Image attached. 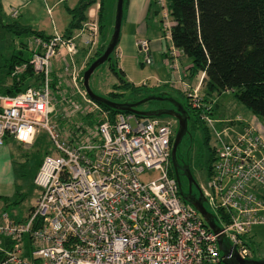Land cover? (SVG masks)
<instances>
[{
    "label": "built area",
    "instance_id": "built-area-1",
    "mask_svg": "<svg viewBox=\"0 0 264 264\" xmlns=\"http://www.w3.org/2000/svg\"><path fill=\"white\" fill-rule=\"evenodd\" d=\"M157 5L161 28L169 34L166 5L163 0ZM9 13L17 17L18 11ZM96 32L90 22L71 37H34L35 51L21 69L31 67L38 82L17 94L0 93V145L9 136L30 146L41 132L49 141L33 178L39 194L26 218L17 222L0 215V264H225L219 239L248 259L251 227L264 226V135L239 115L211 118L199 84L182 83L188 105L200 111L213 141L209 190L200 192L214 211L217 231L181 198L169 175L176 123L111 113L84 88L83 111L90 118L72 123L68 116L66 131L53 122L49 74L65 58L74 65L75 37L86 33L80 41L92 48ZM135 46L139 61L150 64L149 40L139 38ZM176 51L171 44L165 58L175 70ZM239 123L241 129L234 130ZM150 169L157 176L141 178Z\"/></svg>",
    "mask_w": 264,
    "mask_h": 264
},
{
    "label": "trees",
    "instance_id": "trees-1",
    "mask_svg": "<svg viewBox=\"0 0 264 264\" xmlns=\"http://www.w3.org/2000/svg\"><path fill=\"white\" fill-rule=\"evenodd\" d=\"M163 1L170 18L173 20L169 28L171 44L190 59V65L187 67V77L192 78L197 74H202L201 88L204 92V102H209L206 95L211 92L232 90L236 99L245 108L255 116L264 119V0ZM96 2L99 3L97 10L99 47L88 56L84 69L103 52L107 44L104 42L105 20L103 16L106 0H77L73 7L66 8L71 19L62 35L71 37L83 26V23L87 20L88 8ZM149 5L150 9L155 6L153 13L158 17L160 9L157 0H150ZM0 25L16 34H24L27 37H50L42 31L34 30L27 25H20L16 21L4 23L1 8ZM23 49H27L25 56L22 54ZM87 52V46L83 45L79 48L80 55L84 56ZM30 56L31 52L28 50L27 45L21 43L18 51L5 59L3 66L7 70L6 73L9 74L15 65L28 61ZM106 62L109 70L116 78L117 88L128 90L129 94L138 96L136 100L120 102L115 99L116 94L108 92L104 96L106 99L119 103H134L151 96V94L143 92L148 87L133 85L127 81L124 72L117 67L113 57L109 56ZM141 64L144 65L142 62ZM39 77L37 73L33 75L31 67L28 66L18 78H13L10 87L0 90V93L17 94L26 86L36 84ZM162 96H165V94ZM148 100H143L141 103ZM100 105L111 113L121 112L103 104ZM185 112L188 116L187 124L193 114V125L200 126L206 132L203 145L209 152L210 174L214 160V147L210 146L209 129L205 122L199 118V110L191 108L187 103ZM159 116L166 117L167 115ZM169 175H174L172 165L169 169Z\"/></svg>",
    "mask_w": 264,
    "mask_h": 264
},
{
    "label": "rangeland",
    "instance_id": "rangeland-1",
    "mask_svg": "<svg viewBox=\"0 0 264 264\" xmlns=\"http://www.w3.org/2000/svg\"><path fill=\"white\" fill-rule=\"evenodd\" d=\"M76 1L77 0H67L65 5L72 7L76 4ZM115 3L116 0H106L104 6V42L106 43H108L107 41H109L113 30ZM60 6L61 10H63V6ZM154 8L155 6H153V8L150 10L146 18L148 25L147 36L150 39H158V41L155 42L153 46H150L152 62L148 64L147 67L151 69L152 76L147 78L149 87L143 92L149 93L153 96H160L163 94L169 95L172 96L176 101L185 104L187 99L183 92L182 83H188L191 86H197L199 84L200 91L204 97V92L201 88L202 74H197L195 77L189 78L187 77V72L182 70L183 74L180 75V78H175L174 72L171 70L168 64L165 63V58L170 48L171 41L169 34L165 33L158 22L159 16L157 17V15H153ZM38 10H40V12H36L32 18H29L32 29H39L38 25H40V27H42L46 33L50 32L51 30L49 27L52 25L50 17L47 16L43 8ZM18 19V17H12L10 13H3L4 23H10L13 21H16L17 23H23V20ZM58 19L61 20L60 23L58 22ZM70 19L71 16L65 9L61 15V18L57 17L55 20L58 26L57 30L63 34L65 30L64 26L69 24ZM168 21L171 23L173 22L170 16L168 17ZM122 24L123 22H121L119 35L123 31ZM34 37L39 36L27 37L24 34H16L15 32L5 29L0 25V65L4 64L5 59L8 58L12 53L18 51L21 43L27 45L28 50L31 52V58L33 52L35 51ZM41 39L45 40L48 38ZM78 44L79 45L77 48L79 50V48H81L84 44L82 41ZM97 47H99V31L97 32V36H95V41L92 46L93 49L90 50V47H88V51L94 53ZM22 54L25 56L27 54V49H23ZM162 54L164 55L163 57ZM176 54L177 58L180 56L182 57V63H190V59L188 57H186V59L182 53L176 51ZM88 55L82 56L80 53H76L73 66L70 64L69 59L65 58L58 66L59 70L57 69V72H51L49 74L52 86L51 97L55 106V112L54 116H52V120L58 128L65 131L67 129L66 120L68 116H72H70L72 123L80 122L82 117L90 118V115L83 111V104H85L86 101L84 99L85 96L81 80L82 70L88 61ZM110 56H113V52H111ZM66 64L68 67L63 69L62 67H64ZM31 72L34 75L35 72L32 69ZM73 72L75 73V76H72ZM111 75L113 74L109 70L107 62L99 65L92 72L89 78L92 90L103 97L108 94V92H113L116 94L115 99L120 102H124L126 100H136L138 98V96L129 94L128 90L117 88V82L114 83ZM154 84H157L158 87L153 88L152 86ZM206 98H208V101L212 106L210 115L213 119H231L240 113V109H245V107L236 99L232 90H224L220 92L214 91L206 95ZM170 104L171 103L168 100L151 99L140 103L135 107L138 110H149L166 108L169 107ZM192 116L193 117L189 119L187 124V132L182 136V139L178 144L177 156L184 157L189 161L188 163L190 164V168L195 180V185H192L190 191H188V181L184 178L179 179L182 194H190V196L197 197L199 190H209V164L211 162L208 161L209 152L203 145L206 132L200 126L193 125L194 123L192 120L194 119V115L192 114ZM162 119L176 123V120L170 116H166L164 118L162 117ZM214 126L218 130L221 129V125L219 123H214ZM228 126L232 128L231 125ZM223 137L226 138L225 136ZM212 144L213 141L210 138V146H212ZM48 146L49 141L45 133L41 132L36 137L35 141L30 145L29 149L22 147H19V149L15 148L13 152V159L15 165L14 174L16 178V194H14L13 198L20 199L15 205H6L5 212L8 218L9 214L12 212H17V215L20 218L27 215L29 207H31L37 198L39 194V188L34 184L33 178L42 160L43 153L45 150H47ZM19 153L21 154V158H18ZM156 176L157 171L150 169L146 170L141 175V178L149 180L155 178ZM203 205L206 210H208L211 214H214L213 209L210 208L205 201H203ZM251 232L254 234V237L253 240L249 241L248 259L253 261L264 260V226H252Z\"/></svg>",
    "mask_w": 264,
    "mask_h": 264
},
{
    "label": "crops",
    "instance_id": "crops-1",
    "mask_svg": "<svg viewBox=\"0 0 264 264\" xmlns=\"http://www.w3.org/2000/svg\"><path fill=\"white\" fill-rule=\"evenodd\" d=\"M67 0H0V8L3 13H9L11 8H16L18 11L17 17L18 20H23V23L18 22L20 25H27L32 28L30 25L29 18L36 12H40L43 8L50 17L52 25L49 27L50 32H45L40 25H38V31H42L47 35H53L54 33L62 34L57 30V22L55 21L57 17L61 18L62 13L68 7L65 5ZM77 2V1H76ZM150 0H125L123 4V13L122 20L123 22V31L119 35L118 42L113 51V59L116 61L117 67L120 68L124 74L125 78L128 82L133 85L143 84L146 87H149V82L147 78H149L152 73L151 69L147 67V65H142L139 61V57L137 55V50L135 46V41L139 38H145L149 40L150 46H153L158 39H150L148 34V25H147V15L150 12ZM63 6V10H61V6ZM73 7V6H72ZM99 7V3L96 2L87 10V20L83 23V25H88L90 22H95L96 31L98 32V24H97V10ZM71 8V7H68ZM155 15V13H153ZM60 23L61 20L58 19ZM67 25L64 26V29ZM121 26V25H120ZM63 29V30H64ZM86 30V29H85ZM59 32V33H58ZM77 32V31H76ZM96 32V36H97ZM86 33L82 34L81 37H84ZM73 36V35H72ZM79 36L75 37V41L77 43L81 42ZM93 48H90V50ZM79 53V50L76 51ZM92 53L88 51L86 55ZM181 53V52H180ZM13 54V53H12ZM88 55V56H89ZM183 55V54H182ZM164 55L162 54V57ZM182 57L177 58V69H171L174 72L175 78L177 75H182L184 70L187 72V67L190 63H182ZM186 58V56H185ZM187 59V58H186ZM23 63V62H22ZM21 64L15 65L9 74L6 73V68L0 65V90L6 89L10 87L13 82V78H18V76L24 71L21 69ZM2 68V69H1ZM18 68V69H16ZM186 74V73H185ZM184 74V75H185ZM114 83L117 82L116 78L111 75ZM193 85V84H192ZM153 88H157V84L152 86ZM152 89V88H151ZM242 118H244L248 123H250L258 132L264 135V119L255 116L250 110L247 108L240 109V113L238 114ZM236 115V116H238ZM243 123H239L234 126V130H240ZM19 147L29 149L30 146L22 145L11 137L7 136L4 138L3 143L0 145V215L5 212L6 205H15L19 202V199L13 198L14 194H16V178L14 171V159L13 152ZM18 158H21V154L19 153ZM36 200V199H35ZM35 203V201H34ZM31 205V207L34 205ZM29 207V210L31 209ZM6 213V212H5ZM18 217L17 212H12L9 214V218L13 221L21 222L26 218Z\"/></svg>",
    "mask_w": 264,
    "mask_h": 264
},
{
    "label": "water",
    "instance_id": "water-1",
    "mask_svg": "<svg viewBox=\"0 0 264 264\" xmlns=\"http://www.w3.org/2000/svg\"><path fill=\"white\" fill-rule=\"evenodd\" d=\"M123 4H124V0H116L115 13H114V24H113V30H112L111 37L108 43L106 44L103 52L98 57H96L83 70L81 74L82 86L87 96L90 99L97 102L98 104H103L111 109L118 110V111L131 112L136 115L143 116V117L167 115L176 120V130H175L174 137L171 143L170 160H171V165H172L173 172H174V177L179 186V194L184 201L190 203L198 211L202 219L206 222V224L211 230L217 231L218 228L216 224L214 223L212 214L208 210H206V208L203 205L204 198L200 190H199L198 196L193 197V196H190V194H185V195L182 194V191L180 188L179 176L177 173L178 162L176 158V149H177L179 142L182 139V136L187 132V119H188V116L185 110L183 109L182 104L176 101L174 98L170 96H166V95L165 96L151 95V96H148L134 103L114 102V101L106 99L105 97L95 93L89 85V78L92 72L99 65L107 61L111 52H113L114 48L116 47V44L119 39L120 25H121V20H122V13H123ZM164 98L168 100L170 103L172 102L176 106V109L173 110V109H167V108H160V109H155V110H138L135 108V106L141 103L143 100H147V99L162 100ZM187 178H188V181L191 180V176L189 173H187ZM188 191H190L189 183H188ZM218 243H219V248L223 255V262L225 264H264V260L253 261L250 259L240 258L238 255H236L232 251L231 247L229 248V247L224 246L221 239L218 240Z\"/></svg>",
    "mask_w": 264,
    "mask_h": 264
},
{
    "label": "flooded vegetation",
    "instance_id": "flooded-vegetation-1",
    "mask_svg": "<svg viewBox=\"0 0 264 264\" xmlns=\"http://www.w3.org/2000/svg\"><path fill=\"white\" fill-rule=\"evenodd\" d=\"M181 104H182L183 109L186 111L187 110V103H185V104L181 103ZM166 108L175 110L176 106L171 102L169 107H166ZM177 150H178V146L176 149V158L178 157L177 156ZM177 162H178L177 173H178L179 179L184 178L188 181L187 173H189L191 176V180H189L188 183H189V186L191 188L192 185H195V180H194L191 168H190V164L188 163L189 161L187 159H185L184 157H178ZM193 197H195V196H193Z\"/></svg>",
    "mask_w": 264,
    "mask_h": 264
}]
</instances>
